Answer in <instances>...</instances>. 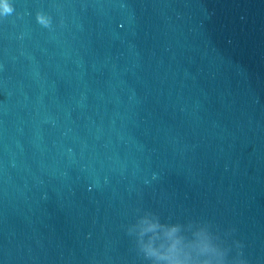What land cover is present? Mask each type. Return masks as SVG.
<instances>
[{
	"label": "water",
	"instance_id": "obj_1",
	"mask_svg": "<svg viewBox=\"0 0 264 264\" xmlns=\"http://www.w3.org/2000/svg\"><path fill=\"white\" fill-rule=\"evenodd\" d=\"M173 227L264 264V0H0V264H165Z\"/></svg>",
	"mask_w": 264,
	"mask_h": 264
},
{
	"label": "clouds",
	"instance_id": "obj_2",
	"mask_svg": "<svg viewBox=\"0 0 264 264\" xmlns=\"http://www.w3.org/2000/svg\"><path fill=\"white\" fill-rule=\"evenodd\" d=\"M5 5H7V0H5ZM12 11L13 8L11 6L5 7V14L11 13ZM157 227L158 225H151L148 231H152ZM176 232L177 228L175 227L167 231L165 233L167 240L162 242L159 248L154 247L156 237L150 240L145 245L147 255L154 257L158 261L165 262V264H199L198 254L208 251V246L206 244L182 246L181 240L175 236Z\"/></svg>",
	"mask_w": 264,
	"mask_h": 264
}]
</instances>
